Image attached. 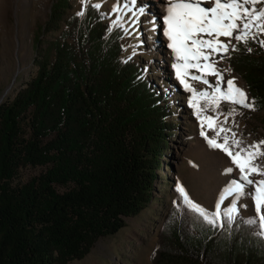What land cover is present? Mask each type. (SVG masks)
Segmentation results:
<instances>
[{
	"label": "trees",
	"instance_id": "trees-1",
	"mask_svg": "<svg viewBox=\"0 0 264 264\" xmlns=\"http://www.w3.org/2000/svg\"><path fill=\"white\" fill-rule=\"evenodd\" d=\"M50 1L34 49L45 31L57 34L37 50L34 73L0 101V264H66L115 232L151 198L174 131L170 92L122 55L124 27L94 0L82 16L66 11L69 0ZM233 44L226 61L263 110L264 131V47ZM28 165L43 168L20 179ZM174 190L150 264H264V237L246 223L252 215L213 226Z\"/></svg>",
	"mask_w": 264,
	"mask_h": 264
},
{
	"label": "rangeland",
	"instance_id": "rangeland-1",
	"mask_svg": "<svg viewBox=\"0 0 264 264\" xmlns=\"http://www.w3.org/2000/svg\"><path fill=\"white\" fill-rule=\"evenodd\" d=\"M69 1L66 11L82 8L81 0ZM94 1L101 4L100 9L105 11L106 19H115L116 13H111V9L117 0ZM50 2L17 0L15 8L12 0H0V101L12 95L34 73L37 50L57 34V29L45 31L41 42L34 49L33 33L37 25L43 24L46 19ZM120 2L123 4L125 0ZM128 7L132 11L121 13V23L124 29H129L131 35L124 31L121 37L122 55L141 63L143 74L159 89L170 92L168 99L172 101L171 121L174 123V131L167 136L166 146L162 148L160 165L155 170L152 195L146 205L136 213L125 216L124 224L115 232L96 238L82 257L73 258L66 264H150L149 255L157 229L163 213L175 197L177 184L182 185L196 203L211 210L218 192L226 183L224 169L233 166L222 150L212 148L205 137L200 135V121L188 103L190 93L177 80L175 70L171 67L175 62L174 55L161 39L163 24L160 13L151 7L149 0H136L134 6L129 4ZM141 7L143 13L139 14L138 24L131 26L132 13ZM217 67L224 76L227 73V79L234 77L236 85L249 97L243 78L230 68L226 56ZM211 77L208 76L209 81L214 82L215 78L211 80ZM240 81L242 85H238ZM194 86L197 89L206 87L199 82H194ZM226 103L221 102L219 111L226 115L235 107L236 115L230 117L224 127L231 128L237 134L242 146L264 140V131L259 122L263 110L256 111ZM207 114L215 115L211 110ZM205 130L209 137L215 135L212 130ZM257 163L264 166V156L259 157ZM42 168V165L20 167L19 178L24 179ZM237 171L232 176H237ZM241 202H247L249 207L241 209L240 214L253 215L251 200Z\"/></svg>",
	"mask_w": 264,
	"mask_h": 264
},
{
	"label": "snow or ice",
	"instance_id": "snow-or-ice-1",
	"mask_svg": "<svg viewBox=\"0 0 264 264\" xmlns=\"http://www.w3.org/2000/svg\"><path fill=\"white\" fill-rule=\"evenodd\" d=\"M89 3L90 0H81L82 10L77 15H84L83 9ZM129 4L134 6L136 0H125L123 4L117 0L111 9V13H116L113 26H123L121 13L132 11ZM91 6L99 9L101 4ZM142 13V7L132 13L131 26L138 24ZM162 24L169 41L167 47L175 58L171 67L183 89L190 93L188 103L200 121V135L212 148L222 150L233 165L224 169V174L230 178L218 192L211 210L191 199L182 185L177 184L176 191L191 211L219 227H224L225 222L231 225L241 209L249 207L247 202L241 201L251 200L254 214L246 223L258 226V235L264 237V166L257 163L259 157L264 156V140L242 146L237 134L224 127L229 118L236 115V108L226 115L219 111L221 102L254 110V100L236 85L234 77L225 80L224 73L217 67L230 50H236L233 40L247 43L251 39L264 47V39H259L264 36V0H168ZM124 31L131 35L128 28ZM208 76L214 77V82H210ZM194 82L206 87L197 89ZM209 110L215 115H208ZM205 128L215 135L209 137ZM236 170L239 175L232 176ZM253 176L260 178L253 179Z\"/></svg>",
	"mask_w": 264,
	"mask_h": 264
},
{
	"label": "bare ground",
	"instance_id": "bare-ground-1",
	"mask_svg": "<svg viewBox=\"0 0 264 264\" xmlns=\"http://www.w3.org/2000/svg\"><path fill=\"white\" fill-rule=\"evenodd\" d=\"M12 2L14 3V6L16 8L17 0H12ZM149 2L151 3V7H153L157 12L160 13L161 18L163 17L164 14H166V8H167V5H168V0H149ZM161 39L164 41L163 44L165 45V47H167L169 41H168L167 37L164 35V33H163V28H162V33H161ZM227 77H228L227 73H225V79H227ZM213 79H214V77H211V80H213ZM238 85H242V82L240 81L238 83ZM236 174H237V176L239 175L238 171H237ZM229 178L230 177L226 176V181Z\"/></svg>",
	"mask_w": 264,
	"mask_h": 264
}]
</instances>
